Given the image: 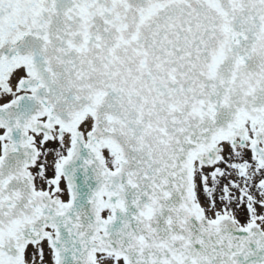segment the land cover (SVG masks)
Masks as SVG:
<instances>
[{
    "label": "snow or ice",
    "instance_id": "6c2138e0",
    "mask_svg": "<svg viewBox=\"0 0 264 264\" xmlns=\"http://www.w3.org/2000/svg\"><path fill=\"white\" fill-rule=\"evenodd\" d=\"M0 264H264V0H0Z\"/></svg>",
    "mask_w": 264,
    "mask_h": 264
}]
</instances>
